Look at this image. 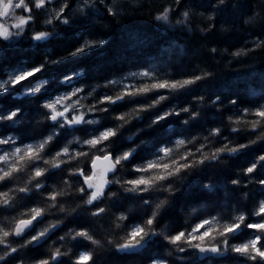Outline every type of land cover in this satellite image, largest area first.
I'll return each mask as SVG.
<instances>
[{
	"label": "snow or ice",
	"instance_id": "obj_1",
	"mask_svg": "<svg viewBox=\"0 0 264 264\" xmlns=\"http://www.w3.org/2000/svg\"><path fill=\"white\" fill-rule=\"evenodd\" d=\"M145 8L154 23L142 32L126 17ZM241 20L245 44L207 46ZM117 28L136 37L119 59L143 70L118 71L89 90L80 85L92 74L76 68L56 78L62 93L45 94L52 78L42 73L102 53ZM177 34L179 46L169 39ZM176 47L207 59L173 63ZM13 53L27 56L9 63ZM257 54L264 0H0V99L23 97L0 105V264H113V255L131 264H264V66L249 65L244 75L259 85L239 91L238 77L217 70ZM179 97L190 99L169 103ZM122 102L132 107L120 112ZM165 121L168 138L157 141L151 130ZM39 128L47 131L25 143L23 132ZM193 191L205 199L180 208L185 219L175 223L177 198Z\"/></svg>",
	"mask_w": 264,
	"mask_h": 264
},
{
	"label": "trees",
	"instance_id": "obj_2",
	"mask_svg": "<svg viewBox=\"0 0 264 264\" xmlns=\"http://www.w3.org/2000/svg\"><path fill=\"white\" fill-rule=\"evenodd\" d=\"M252 3H258V0H251ZM145 3H148V0H145ZM42 20L43 17H40L39 19H37L36 21V27L39 28L42 24ZM126 20L128 22H130V25L139 31L142 32H146L150 30V26L154 23L152 20H150L148 18V10L147 8H145L143 10V12H135L133 14H130L129 16L126 17ZM217 27H220V25H218ZM250 32L249 30L246 28V26L243 24V21L241 20L238 24H235L232 26V31L229 33H220L217 32L216 34H214L212 37L208 38V47H212V46H219L220 48H224V47H228V46H235V47H240L241 45L245 44L246 41H248L250 39ZM135 39L136 37L133 36H128L126 34L121 33V31L119 30V28H117L116 30L113 31L112 34V42L109 45L108 48L102 50L104 55L101 57L100 53H96L92 56L86 57V58H81V57H77L75 60H68L65 63H62L60 65H55L52 66L51 68L47 69L45 73H42V75H44L47 78H52L51 79V83L49 85V87L46 89L45 94L46 95H51V94H60L64 91V88L66 87L65 85H61L58 84L56 82V78H63L62 76L66 73H68L69 75H71V71L76 69L79 70V67L83 66V65H87L89 68H97L98 71H96L95 73H92V79H90L88 81L87 85H80L82 87H90L94 86L97 82H99L100 84H104L106 82V79H113V78H117V72L119 71L120 74H127V72L129 71H137V70H143V69H138L137 65L140 63V61H130V62H122L119 57L121 56L122 50H123V46L126 43H135ZM169 39L172 40V43L175 45H181L183 43V36H180L179 34H177L174 37H170ZM193 43L195 45V48H200L201 43L200 41H198L197 38L193 39ZM165 47H167L168 45L165 44ZM180 52V48L176 47L173 49V51L170 53L169 55V59L175 63L177 61H183L184 65H186L187 67L191 68L192 66H194L196 63H198L200 60L203 59H207L206 56L204 55H200L197 54L195 52V49H189L188 50V55L185 56H180L179 55ZM33 56H35V53L32 54ZM43 51L40 52V56L41 58H43ZM27 53H13L10 54L9 57V63H15L17 60L20 59H24L26 58ZM217 59H219V57H217ZM241 59L244 60V63H232L231 67H225V61H221L219 63V65L217 66V70L219 72L220 78H224L225 75L228 76H236L239 78V83L236 86L237 90H243L246 87H248V85L251 83L254 86H258L259 85V81L255 80L252 81L249 77L245 76L244 74L246 73L249 65H256V66H264V56H261L259 54L253 56V57H249V58H245L242 57ZM209 63H212L213 65H216L215 61H209ZM73 84H75V81H73ZM70 90V89H69ZM58 91H60V93H57ZM101 92H103L104 90L101 89ZM115 91H117V89H113L112 92L113 94L115 93ZM95 95V94H94ZM81 98L82 97H78ZM23 97H18V96H13V97H9L7 99H0V105H4L7 108H11L15 105V101L16 100H22ZM190 99L189 97H179L176 100L170 101L169 103H185L186 100ZM82 103L87 106L89 104L95 103V100L92 97H88L87 99H82ZM31 106L27 103L24 104V108L25 110H28ZM132 107V105H128V104H124V102L121 103V106L119 108L120 112L123 111H128L130 108ZM82 111H87V107H85L84 109H81ZM119 114V113H117ZM93 116H96V114H91ZM97 118H99L97 116ZM216 118H209V122H211L212 120H214ZM172 121L175 122V118H172ZM107 122V121H105ZM51 123V122H49ZM168 126V122L165 121L164 124H162L159 128H154L153 130H151V135L155 138V140L157 141H162V140H166L168 137L165 134L164 128ZM177 127H179L177 125ZM200 127H204L206 129L207 125L206 124H202V125H194L192 131V134H197L198 130ZM9 128H11V126L9 125ZM7 129L4 128H0V131H6ZM181 131H183V129H180ZM47 128H39V129H35V130H27L23 132V137L25 140V143H31L32 139L31 137L34 135L39 134L40 132H46ZM132 131H135V128H132ZM7 134H14V133H7ZM129 132H125V135H128ZM244 135L246 134H242L241 136V142H246V140L244 139ZM72 137H68V139H71ZM65 137L64 136H60L59 139L56 141L55 144H53V148H56L59 144H61L62 142H64ZM122 145L117 144L116 147H121ZM3 149H0V152H2ZM255 151V149H250L248 153H245L241 156V158L237 161H235L234 167L235 166H241L244 165L248 162V160L251 158V153ZM147 156V153H142L141 154V158H144ZM141 161H137V163H140ZM58 179V178H56ZM205 179H216V175L209 173L208 177H206ZM53 181L52 179L46 181V183L51 184ZM205 199L204 197H202L198 192L193 191L191 194H182L181 196H179L177 198V202H176V206L173 209V212L171 213V219L175 222V223H183L185 217H183L180 212L179 209L180 208H185L187 209L189 212L191 211L190 208H188L189 204H195L197 201L199 200H203ZM201 211H203V209H201ZM215 214V213H214ZM49 219H51L52 217L49 216ZM82 222V221H81ZM191 219L189 218V223H191ZM108 223L107 219H105L103 221V225L106 226ZM101 225H97V227L99 228ZM243 231V230H242ZM55 238V237H54ZM236 242V241H234ZM109 259L113 262V264H131V262H127V261H120L119 257L117 255H113L111 257H109ZM207 264V262H206Z\"/></svg>",
	"mask_w": 264,
	"mask_h": 264
},
{
	"label": "clouds",
	"instance_id": "obj_3",
	"mask_svg": "<svg viewBox=\"0 0 264 264\" xmlns=\"http://www.w3.org/2000/svg\"><path fill=\"white\" fill-rule=\"evenodd\" d=\"M104 55V53L102 52V53H100V56L102 57ZM89 71V72H92V73H95L96 71H98V69L97 68H79V71L80 72H84V71ZM134 115H135V112H134V110H130L129 111V120H131L133 117H134ZM128 132H132V128H130V129H128Z\"/></svg>",
	"mask_w": 264,
	"mask_h": 264
},
{
	"label": "flooded vegetation",
	"instance_id": "obj_4",
	"mask_svg": "<svg viewBox=\"0 0 264 264\" xmlns=\"http://www.w3.org/2000/svg\"><path fill=\"white\" fill-rule=\"evenodd\" d=\"M19 14V12H18V10H16V12H15V14L14 15H18ZM11 15H13L12 13H10V16ZM9 22H10V20H9Z\"/></svg>",
	"mask_w": 264,
	"mask_h": 264
}]
</instances>
